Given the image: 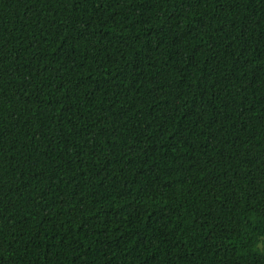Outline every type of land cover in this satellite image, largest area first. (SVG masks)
I'll list each match as a JSON object with an SVG mask.
<instances>
[{"label":"trees","instance_id":"16d2710c","mask_svg":"<svg viewBox=\"0 0 264 264\" xmlns=\"http://www.w3.org/2000/svg\"><path fill=\"white\" fill-rule=\"evenodd\" d=\"M0 264H264V0H0Z\"/></svg>","mask_w":264,"mask_h":264}]
</instances>
